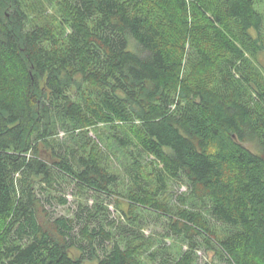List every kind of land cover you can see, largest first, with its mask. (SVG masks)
<instances>
[{"label":"trees","instance_id":"obj_1","mask_svg":"<svg viewBox=\"0 0 264 264\" xmlns=\"http://www.w3.org/2000/svg\"><path fill=\"white\" fill-rule=\"evenodd\" d=\"M174 1L185 15L184 0ZM260 2L194 1L205 29L194 45L214 77L208 86L180 79L151 0H0V264H140L131 243L115 242L105 226L135 241H143L140 229L109 221L106 208L75 215L78 239L73 220H48L35 183L47 195L62 176L99 194L118 184L101 159L75 148L58 144L44 158L40 140L57 124L72 135L128 125L131 133L114 141L135 163L144 155L156 163V184L137 167L130 172L133 205L160 210L173 235L210 239L228 264H264V78L244 64L258 54L250 31L262 25ZM173 182L185 184L204 212L161 208ZM207 214L228 231L214 232Z\"/></svg>","mask_w":264,"mask_h":264},{"label":"rangeland","instance_id":"obj_2","mask_svg":"<svg viewBox=\"0 0 264 264\" xmlns=\"http://www.w3.org/2000/svg\"><path fill=\"white\" fill-rule=\"evenodd\" d=\"M155 5L152 7V13L159 19L160 23L165 26L164 39L167 50L176 57L180 62V79L183 82L206 81V84L212 85L214 77H210L212 68L198 57L196 52L197 43L199 46L200 32L204 31L198 22L200 19L192 14V8L196 6L195 0H184L185 15L177 13L174 7V0H151ZM174 5V6H173ZM257 12L262 18V25L259 31H250L252 38L255 40L254 45L258 48V54L254 58L246 55L247 61H244L246 68L254 73H259L264 78V0L256 5ZM164 12H168L167 16ZM209 12L208 14H210ZM234 31H238L235 26ZM203 40V35H202ZM208 48L211 45H205ZM130 49L133 44L130 41ZM214 51V49H213ZM209 73V74H207ZM259 76V75H258ZM252 77V76H251ZM75 88L70 91L71 96L76 99ZM138 124V122H136ZM119 130L116 132L111 124H99L96 127L86 128L83 131L76 130L72 135L71 132L62 128L60 124L51 135L42 137L40 140V149L44 158L49 157L51 150H55L57 145L75 148L77 153L83 156L99 158L107 166L111 173L118 177L116 189L110 194H99L91 190L81 188L75 185L66 177H59L58 184L51 189V193L47 195V191L41 190L39 184L33 186L35 194L42 200V205L48 212V220L54 221L57 218H65L73 220L76 238L78 234L79 223L76 222L75 215L85 208L93 206H101L106 208L108 220H115L116 223L133 224L141 231L143 241H135L129 238H121L119 233H115L112 227L105 226L106 230L113 232V240L120 244H130V250L140 264H176L185 259L189 264H228L223 257L217 252L214 243L210 239L202 236L194 235L192 238L184 236H176L167 230L166 217L161 216L159 212H155L149 208V205L140 203L134 206L132 202L133 196L130 191L129 175L134 168L137 167L143 178L156 184L153 174L156 173L153 158L150 156H142L135 163L134 155L130 149L120 147L115 141L116 133H131L128 125H118ZM119 133V134H120ZM43 140V141H42ZM245 147L253 150L250 144H244ZM137 159V158H136ZM158 166V165H157ZM230 173V172H229ZM47 193V194H46ZM64 198L67 203L62 205L59 197ZM161 208L170 210L173 213L180 209H188L191 211L204 210L193 199L188 187L180 182L168 183L165 190L159 196ZM125 214L130 219H126ZM210 221L211 229L214 232L224 233L228 228L218 222L213 221L208 214L206 215ZM130 222V223H128ZM94 226V224H92ZM1 226V224H0ZM122 239V241H120ZM134 241V242H133ZM84 247L85 242L80 241ZM111 243L106 242L104 245L109 246ZM74 253L78 255L80 252L76 247L73 248ZM88 255V253H86ZM84 254V258L88 256ZM98 254L101 253L98 251ZM83 264H95L94 260H87Z\"/></svg>","mask_w":264,"mask_h":264}]
</instances>
